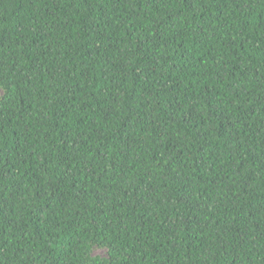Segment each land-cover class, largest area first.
<instances>
[{
    "label": "trees",
    "instance_id": "trees-1",
    "mask_svg": "<svg viewBox=\"0 0 264 264\" xmlns=\"http://www.w3.org/2000/svg\"><path fill=\"white\" fill-rule=\"evenodd\" d=\"M0 264H264V0H0Z\"/></svg>",
    "mask_w": 264,
    "mask_h": 264
},
{
    "label": "rangeland",
    "instance_id": "rangeland-1",
    "mask_svg": "<svg viewBox=\"0 0 264 264\" xmlns=\"http://www.w3.org/2000/svg\"><path fill=\"white\" fill-rule=\"evenodd\" d=\"M93 252H94V254H97V255H103L104 254V251L102 249H94Z\"/></svg>",
    "mask_w": 264,
    "mask_h": 264
}]
</instances>
